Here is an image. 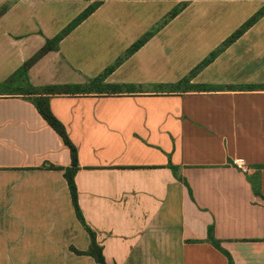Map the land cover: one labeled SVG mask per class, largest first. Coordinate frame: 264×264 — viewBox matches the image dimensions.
<instances>
[{
    "label": "crops",
    "instance_id": "1",
    "mask_svg": "<svg viewBox=\"0 0 264 264\" xmlns=\"http://www.w3.org/2000/svg\"><path fill=\"white\" fill-rule=\"evenodd\" d=\"M97 3L0 88V264H98L77 253L91 237L70 150L24 83L88 87L49 104L107 264H230L211 228L233 264H264V15L246 26L264 0H0V84Z\"/></svg>",
    "mask_w": 264,
    "mask_h": 264
},
{
    "label": "trees",
    "instance_id": "2",
    "mask_svg": "<svg viewBox=\"0 0 264 264\" xmlns=\"http://www.w3.org/2000/svg\"><path fill=\"white\" fill-rule=\"evenodd\" d=\"M99 5H100V3H97L93 7H91L89 10L84 12L79 18H77L71 25H69V27L66 28L54 40L47 41V45L45 46V48H43L34 58H32L27 63H25V65L17 72V74L13 78H11L9 81H7V82H5L3 84H0V88L4 89L5 91L6 90L7 91H13L11 89L15 85L14 82L16 80H18V79H25L26 80L28 71L32 67V65L37 60H39L42 56L47 54L48 52L53 51V50H57L61 40L67 34H69L72 31V29L77 27L86 18H88L89 15H91ZM4 11H6L5 8H3V10L0 12V16L2 15V13H4ZM177 14H178V10H175L170 15V17L168 19H171V18L175 17ZM263 15H264V13H260L257 17L252 19L246 26L252 25L253 23H255V21L257 19H259ZM240 35H241V32H239L236 35H234V37L231 40H229V43H232ZM153 36H154V32L148 33L143 40L139 41L137 44H135L128 51V53L125 56V58L130 56L134 52H136L142 45H144ZM214 56H216V54L213 55V57ZM125 58L119 60L118 63L114 67L108 69L100 78H98L96 80H91L89 82V87L93 88L94 86H98L99 87V86L103 85V80L106 77V75L111 73L115 69V67L118 66ZM209 61H206L205 63H203L199 68H197L193 72L192 75L196 74ZM184 83H189L188 79L185 80ZM24 84H25L24 86L19 85L20 87L18 88V90L15 91V93L17 95L28 96L29 97V99L35 105V107L37 108V110L39 111L41 116L56 131V133L62 138L64 144L69 148L70 153H71L72 167L67 169V171L65 173V177H66V179L68 181V185H69V189H70V192H71V195H72V200H73V204H74V207H75V210H76L77 217H78L79 221L81 222V224L83 225V227L90 234V237H91V246H90L89 251L86 252V253H81V252H77V253L81 254V255L92 256L98 264H107V262L105 260V257L103 255L102 249L98 246V244L96 242L95 234L86 225L85 220L83 218V215L81 213V210L79 208L78 193H77V187H76V184H75V175L77 173V170L79 169L77 148L71 142V140L69 138V135H68L65 127L63 126V124L53 115V113L51 111V108H50V104H49V100H50L49 97L50 96H53V95H69V94H74L76 92H86L88 87L86 89H83V88L73 89V88H70V87L34 88L28 83H24ZM171 169H173L176 172V170H175V168L173 166H171ZM179 180L182 181V182L184 181L182 178H179ZM249 182L251 183L255 194L258 195V196H261L260 192H259V180L258 179L257 180L256 179H250ZM209 241H210V243L213 246L217 247L221 252H223L228 257L230 264H233L231 259H230V257L228 256V254L226 252H224L219 247V242L213 237V229L212 228L209 231Z\"/></svg>",
    "mask_w": 264,
    "mask_h": 264
},
{
    "label": "built area",
    "instance_id": "3",
    "mask_svg": "<svg viewBox=\"0 0 264 264\" xmlns=\"http://www.w3.org/2000/svg\"><path fill=\"white\" fill-rule=\"evenodd\" d=\"M239 169L245 174H249L250 173V171L246 167L239 166Z\"/></svg>",
    "mask_w": 264,
    "mask_h": 264
}]
</instances>
